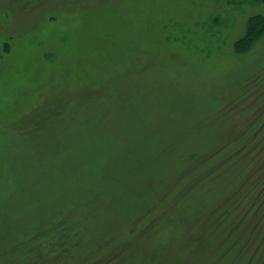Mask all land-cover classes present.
<instances>
[{"label":"rangeland","instance_id":"obj_1","mask_svg":"<svg viewBox=\"0 0 264 264\" xmlns=\"http://www.w3.org/2000/svg\"><path fill=\"white\" fill-rule=\"evenodd\" d=\"M256 15L262 0H0V264L57 216L75 242L47 264H246L248 233L217 222L264 153L211 175L231 135L206 121L264 73V31L240 44ZM261 85L244 119L264 121Z\"/></svg>","mask_w":264,"mask_h":264},{"label":"trees","instance_id":"obj_2","mask_svg":"<svg viewBox=\"0 0 264 264\" xmlns=\"http://www.w3.org/2000/svg\"><path fill=\"white\" fill-rule=\"evenodd\" d=\"M264 1V0H262ZM264 31V16L256 15L250 19L249 27L246 35L240 41V44L246 48L252 40L260 36ZM264 78V73L253 79L247 84L248 87L243 89L240 96L226 104L222 109L214 114L207 122L209 126L215 128L218 133L230 134L231 139L228 144L213 154L207 164L206 170H212L211 175L215 176L227 165H233L241 157H245L249 164V171L254 164L257 156L264 153V121L255 119H244L241 114L248 113L245 105L249 104L251 100L257 101L258 95L263 91L261 80ZM260 79V83L257 82ZM260 86V92L257 86ZM250 91V92H247ZM247 93V96H245ZM254 93L251 97L250 94ZM256 93V94H255ZM241 101V102H240ZM244 101V102H243ZM243 103V104H242ZM240 104V109H235V105ZM259 112L264 113V109ZM240 113V115H239ZM246 123L241 129L237 126V120H243ZM225 158L226 163L220 164L219 160ZM210 175V176H211ZM254 183L251 184L249 190L245 193L241 200V204H236L233 214L237 217L236 220L227 222L224 217L219 218L217 228L221 229L223 233H229V237H238L240 235L248 236L242 242L240 253L247 257L246 264H264V163L254 173ZM253 199L257 203L252 202ZM54 226L50 227L45 235L36 239H27L18 245L8 249L5 255L6 264H47L58 257L59 261L62 256H68L69 246L75 242L73 240L74 234H71L69 226L70 217L57 216L54 219ZM78 258V256H77ZM71 261V260H69ZM68 262V261H66ZM65 264V261H63Z\"/></svg>","mask_w":264,"mask_h":264}]
</instances>
